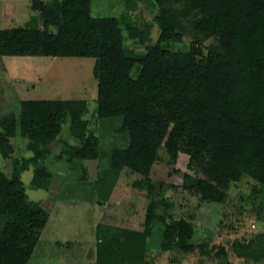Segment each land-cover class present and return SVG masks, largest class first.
<instances>
[{"label":"trees","instance_id":"1","mask_svg":"<svg viewBox=\"0 0 264 264\" xmlns=\"http://www.w3.org/2000/svg\"><path fill=\"white\" fill-rule=\"evenodd\" d=\"M127 2L120 16H94L92 0L42 2L43 27L0 29V56L96 57L97 115L117 120L116 132L128 141L125 146L114 143L110 166L141 175L150 196L156 189L152 168L163 147L172 161L180 152L190 155L204 176L185 173V185L203 200L224 201L231 182L244 174L264 189V0H151L157 9V40L153 24L140 23L131 6L134 0ZM186 35L195 39L189 50L162 45ZM210 37L218 42L205 47L202 41ZM20 105L18 113L0 117V145L21 134L34 150L13 161L10 180L19 190L25 188L22 172L31 166L32 185L50 188L53 172L45 160L51 149L41 144L57 140L69 116L78 144L65 141L60 156L81 169L84 160L107 154L85 116L86 99L26 98ZM4 188L0 169V213ZM156 203L152 198L142 231L98 223L96 264H144L152 251ZM197 234L192 221L183 217L165 225L158 245L161 250L203 251L207 243H199ZM129 241V246L122 244ZM250 246L248 240L233 243L239 256L251 255ZM220 251L226 254L224 246Z\"/></svg>","mask_w":264,"mask_h":264},{"label":"rangeland","instance_id":"2","mask_svg":"<svg viewBox=\"0 0 264 264\" xmlns=\"http://www.w3.org/2000/svg\"><path fill=\"white\" fill-rule=\"evenodd\" d=\"M50 1L0 0V29L43 27L39 5ZM92 1L94 16H120L130 2ZM131 6L140 23L153 24L152 36L157 40L159 27L154 20L157 9L151 0H134ZM217 42L216 37L202 41L205 47ZM127 43L135 45L131 41ZM194 43L195 39L189 35L179 42L162 41L163 47L172 51L189 50ZM135 46L143 50L141 45ZM95 61L93 56H0V117L9 112L18 113L21 100L26 98L86 99L89 110L85 116L107 153L99 159L84 160L81 169L63 159L60 153L64 142L78 144L70 132L69 116L59 138L41 144L51 149L45 160L53 172L50 188L32 185L34 167L31 166L22 172L25 188L21 191L10 180L13 161L34 154L31 141L18 134L10 137L6 145H0V169L5 175L0 264H96L98 223L142 231L152 198L157 201L149 237L152 251L147 253L144 264H196L201 260L207 264H264V189L254 177L244 174L231 182L224 201L211 202L185 185V173L204 176L185 152L172 161L166 149H161L151 173L156 185L153 196L149 195L141 175L128 167L118 171L110 166L114 143L125 146L128 141L116 132L117 120H100L97 115ZM183 217L197 228V241L207 243L205 252L201 247L193 252L159 248L165 225ZM237 239L251 243V255H238L233 247ZM130 242L122 244L129 246ZM222 246L226 254L221 253Z\"/></svg>","mask_w":264,"mask_h":264}]
</instances>
